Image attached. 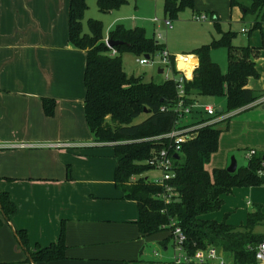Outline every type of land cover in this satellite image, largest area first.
I'll return each mask as SVG.
<instances>
[{"label": "crops", "instance_id": "1", "mask_svg": "<svg viewBox=\"0 0 264 264\" xmlns=\"http://www.w3.org/2000/svg\"><path fill=\"white\" fill-rule=\"evenodd\" d=\"M196 1L212 2L203 10L218 18L219 6L213 4L216 0ZM235 1L238 5L232 6L230 0L228 13L230 18L241 20L243 10L246 13L243 7L250 4L247 0ZM70 2L0 0V190L9 195L16 207L9 222L1 218L0 264H31L17 241V230L26 232L29 251H34L57 242L62 223L66 228V258L36 264H172L171 232L141 234L137 202L125 199L115 184L118 159L114 144L97 143L87 125V55L70 42ZM160 43L167 49L166 44ZM248 44L261 47V34L259 38L253 33ZM192 51L179 58L182 62L195 58L197 68L199 59L189 55ZM262 51L255 59L257 70ZM259 77L260 74L248 81V88L255 91L258 100L234 112L254 110L246 124L247 162L240 165L237 161V170L248 166L252 150L264 163V81L256 86ZM44 98L56 101L53 117L45 114ZM217 110L227 119L215 126L222 133L219 149L209 163L213 170L206 166L210 173L227 169L231 164L227 153L238 146L226 139L227 132L220 126L231 115L224 107ZM261 179L260 187L235 189L233 195L225 197L222 210L207 216V220L221 222L228 215V223L239 226L247 222V209L259 206L264 212V169ZM242 198H247L246 204L240 203ZM233 199L239 202L235 207L230 204ZM154 243L157 249L150 252ZM151 254L159 260L151 259Z\"/></svg>", "mask_w": 264, "mask_h": 264}, {"label": "trees", "instance_id": "2", "mask_svg": "<svg viewBox=\"0 0 264 264\" xmlns=\"http://www.w3.org/2000/svg\"><path fill=\"white\" fill-rule=\"evenodd\" d=\"M195 1L164 0V15L170 20L178 19L186 9H195ZM250 2L249 7H243L246 14H262L252 30L260 31L261 47L234 46L236 34L222 32L218 28L220 39H214L189 54L199 59L193 79L185 84L191 101H198L199 97L225 98L226 113H231L258 100L255 91L248 88V81L259 76L255 59L264 50V0ZM125 4L126 0H97V7L103 14L118 10ZM231 5L238 3L231 0ZM88 9L86 0L70 2V42L87 55L84 76L86 122L97 143L114 144L118 159L115 184L125 199L137 202L139 231L144 236H153L163 231L171 232V224L175 223L186 237L185 246L189 252L215 247L222 250L232 264H257L255 247L264 241V234L256 231L264 227L261 207L253 208L248 213L247 222L241 226L230 225L228 215L221 222L207 220L205 216L221 211L225 197L233 195L235 189L263 185L261 172L264 163L261 156L254 155L247 167L238 168L235 173L227 169H214L210 173L206 166L219 149L222 130L215 126L204 127L195 139L183 145L182 154L175 159L176 177L170 184L177 196L169 204L157 199L162 189L144 175L152 170L145 163L150 159L152 150L160 144L146 139L172 130L176 116L171 111L163 112L162 107L173 104L177 95L176 85L173 81L145 82L142 76L128 75L123 56L126 53L136 57L153 56L164 46L155 38L148 37L141 27L127 29L118 25L108 36L109 41L121 43L114 48L117 54L113 55L104 41L102 21L89 19V33L85 32L84 18ZM212 17L218 27V18ZM220 47L228 51L226 74L211 58L212 50ZM43 107L45 114L53 117L56 101L44 98ZM144 113L147 118L134 124ZM134 176L138 177L136 181H132ZM15 213L16 207L9 195L0 190V224L1 218L9 222ZM15 235L31 264L66 258L64 223L57 242L34 251H29L28 236L24 230H17Z\"/></svg>", "mask_w": 264, "mask_h": 264}, {"label": "rangeland", "instance_id": "3", "mask_svg": "<svg viewBox=\"0 0 264 264\" xmlns=\"http://www.w3.org/2000/svg\"><path fill=\"white\" fill-rule=\"evenodd\" d=\"M86 1L89 6V9L86 12L84 18V29L86 33H89V19L101 20L103 22L104 38L106 39L108 38V32L114 30L118 25H123L126 28H132L133 26L141 27L147 31L149 37H154L156 40L166 44L167 49L173 56H180V54L183 55L184 52H190L193 49L210 44L214 39H220L221 34L219 33V29L222 32H232L236 34V37L233 39L234 46H248L250 37L253 33L254 37L258 36L260 38V31L252 30L255 22L261 20L262 14H246L243 10V17L241 20L237 17H234L232 19L230 18V14L228 13V5L230 0L213 1V4L215 3L217 4V6H219L218 27L213 23L212 15L203 10V7L208 6L212 2H208L205 4L202 1L198 3L197 1H195V12L192 13L191 9H186L185 11L181 12L178 19L172 20V29H167L162 23L165 20L164 0H126L127 4L109 14L100 13L96 4V0ZM247 2L251 4L250 0H247ZM197 13L207 15V21L199 22L195 20L194 18ZM155 19H159V21L155 23ZM160 35L163 37V40L159 39ZM137 58L138 57L130 53L124 54L123 63L125 71L128 75H134L137 77L139 75H142L146 82L160 83L165 80L164 76H162V74H159L160 69L158 64L143 67L137 63ZM211 58L215 62H217L220 69H222L224 72H227L228 51L226 48L220 47L213 49L211 52ZM156 59V61L159 62V59ZM258 66L260 77L255 80V85L261 86L264 81V50L262 51L261 56L258 60ZM198 101L201 107L212 105L215 107L221 106L226 108L225 98L199 97ZM253 111H246L244 113L237 114L232 113L228 122L220 124L221 127H224L223 131L227 132L226 139L230 142L238 143V146H234V148H232L233 151L227 153L230 163L232 161V158L234 157L236 161H239L240 165H246V154L249 149L247 146L248 129L246 124L250 116L254 114L252 113ZM146 118L147 114L144 113L134 121V124H139ZM228 123H230L231 129L227 130ZM207 168L210 171L213 170V167L210 164H208ZM144 176L146 178H149V180H153L156 177L160 176V172L150 171ZM246 202L247 198H242L240 203L246 204ZM230 204L234 205L235 207L239 204V202L233 199L230 201ZM251 210L252 209H247L248 212ZM207 216H205V218ZM221 219H223V214ZM239 226H241V224H239ZM256 231L264 234V227L257 228ZM161 237L162 236H160V238ZM154 241H157V239H154ZM151 247L152 248H149L150 252H152L153 249H157V244L154 243V245H152ZM151 256V259L159 260V258H157L155 255L151 254ZM146 263L161 264L158 262H144V264Z\"/></svg>", "mask_w": 264, "mask_h": 264}, {"label": "built area", "instance_id": "4", "mask_svg": "<svg viewBox=\"0 0 264 264\" xmlns=\"http://www.w3.org/2000/svg\"><path fill=\"white\" fill-rule=\"evenodd\" d=\"M199 22L207 21V16L197 14L194 18ZM158 19H155L157 21ZM164 24L167 29L173 28L172 20L165 18ZM159 39H162L159 36ZM106 45L112 50V54L117 52L111 48L109 39L105 41ZM179 56H173L166 48L153 56L146 55L137 58V63L140 66L159 65V69L163 70L162 76L165 81H173L176 85L177 95L172 105L163 106V112H173L176 116L173 128L166 134L146 139L153 141L157 145L152 150L150 159L145 163L152 170L160 172V176L150 180L162 191L156 196L157 199L169 204L173 197L177 196L170 182L176 177L175 159L182 154L183 145L195 139L199 130L207 126H216L221 121L227 119L226 115L220 114L217 107L208 105L201 107L198 101H191L185 91V84L193 79V72L196 65L193 66L192 74L189 75L183 62L178 59ZM156 58L159 59L157 62ZM236 112V111H235ZM227 113V114H232ZM256 151L249 152V158H252ZM138 177L134 176L132 181H136ZM148 179V178H147ZM149 180V179H148ZM171 236L174 245V256L172 264H232L225 253L215 247H210L203 250H197L191 253L187 250L185 243L186 237L180 227L175 223L171 224ZM255 258L257 264H264V241L255 247Z\"/></svg>", "mask_w": 264, "mask_h": 264}, {"label": "water", "instance_id": "5", "mask_svg": "<svg viewBox=\"0 0 264 264\" xmlns=\"http://www.w3.org/2000/svg\"><path fill=\"white\" fill-rule=\"evenodd\" d=\"M108 45H109L111 48H115V47H117L118 45H121V43H120V42L109 41V44H108ZM181 66L184 67L183 64H181ZM159 73L162 74V73H163V70L160 69V70H159ZM221 111H222V110H221ZM221 111H220V112H221ZM227 171L230 172V173H235V172L237 171V161H236V159H235L234 157L232 158L231 164H230V166L227 168Z\"/></svg>", "mask_w": 264, "mask_h": 264}, {"label": "bare ground", "instance_id": "6", "mask_svg": "<svg viewBox=\"0 0 264 264\" xmlns=\"http://www.w3.org/2000/svg\"><path fill=\"white\" fill-rule=\"evenodd\" d=\"M179 59V57H178ZM194 59V60H193ZM185 58V61H183V66H185V69L188 71L189 75L192 74L193 66H195L196 59L195 58Z\"/></svg>", "mask_w": 264, "mask_h": 264}]
</instances>
